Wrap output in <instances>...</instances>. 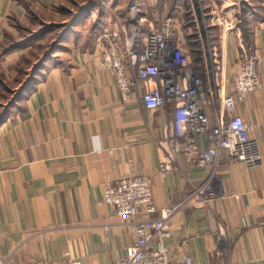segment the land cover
<instances>
[{"label":"crops","instance_id":"obj_1","mask_svg":"<svg viewBox=\"0 0 264 264\" xmlns=\"http://www.w3.org/2000/svg\"><path fill=\"white\" fill-rule=\"evenodd\" d=\"M221 16L228 22L217 24ZM168 17L177 20L176 40L197 66L215 125L243 49L256 50L264 83V0H0V264H112L134 237L112 206L99 204L105 185L147 175L156 206L166 208L206 179L209 170L185 154L169 156L171 108L147 110L144 86L135 83L142 39ZM108 28L120 32L133 83L126 102L99 66L98 38ZM49 38L55 49L12 106L7 93ZM15 42L22 46L4 52ZM22 60L29 65L20 70ZM236 112L250 126L261 162L223 167L224 195L173 218L165 241L172 261L189 255L194 264H264V90ZM198 144L207 146V138Z\"/></svg>","mask_w":264,"mask_h":264},{"label":"built area","instance_id":"obj_2","mask_svg":"<svg viewBox=\"0 0 264 264\" xmlns=\"http://www.w3.org/2000/svg\"><path fill=\"white\" fill-rule=\"evenodd\" d=\"M95 16L96 10H91L88 19ZM225 19L221 16L216 23L222 25L228 22ZM227 25L233 28L234 22ZM177 30V20L168 17L144 36L136 57L135 83L144 86L141 100L147 110L171 108L164 139L169 156L185 154L190 164L207 168L209 174L190 194L166 208L156 206L147 175L126 176L105 185L99 204L112 206L119 224L127 226L134 237L128 254L112 264H194L189 255L177 261L169 259L165 241L171 236V221L188 209L224 195V181L219 174L223 167L234 162L254 167L261 162L258 143L250 137L251 128L236 112L251 93L264 90V83L258 77L256 50L243 49L232 91L221 98L223 116L212 125L204 110L205 88L196 65L176 40ZM127 45L130 48L131 44ZM98 46L101 70L111 74L121 100L128 101L133 83L127 74L120 32L114 28L104 30L98 38ZM131 50L133 52V45ZM202 136L207 138L205 147L198 144ZM222 152L227 154L225 160ZM169 168L167 162L160 166L161 171ZM1 263L10 264L8 259ZM70 264L80 263L72 261Z\"/></svg>","mask_w":264,"mask_h":264},{"label":"rangeland","instance_id":"obj_3","mask_svg":"<svg viewBox=\"0 0 264 264\" xmlns=\"http://www.w3.org/2000/svg\"><path fill=\"white\" fill-rule=\"evenodd\" d=\"M53 36H54V33H53ZM53 36H52V38H53ZM49 41H50V38L48 40H46L45 42H42L43 44L41 45V47H40L41 49L40 50L38 48L34 49V53H32V55L36 57V60H37L36 63H35L36 65L34 64V66L30 68V71H26L24 74L22 73L21 74L22 77L20 75V77H21L20 86L16 90H14V91H12L10 93H7L6 99L7 100L9 99V101H10L9 103L12 106L15 105L16 102L19 101V99H22V97L24 95V91H21L22 84H25L26 82L29 83L32 80L34 74L37 73V69L36 68H38V66L41 64L42 59L45 58V57H50V55L52 54L51 53L52 50L55 49V47H56L55 43L54 42L51 43ZM46 49L49 50L50 52L49 51L45 52V51H47ZM20 65H21L20 66V70L21 69H25V67L29 65V62L24 64V62L22 60L20 62ZM28 85L29 84H27V88H28ZM14 87H17V86H14Z\"/></svg>","mask_w":264,"mask_h":264},{"label":"trees","instance_id":"obj_4","mask_svg":"<svg viewBox=\"0 0 264 264\" xmlns=\"http://www.w3.org/2000/svg\"><path fill=\"white\" fill-rule=\"evenodd\" d=\"M192 36L194 37V39H196L198 37L197 34H193ZM31 38H34V37H31ZM29 40H30L29 38L25 39L24 43L28 42ZM20 46H22V42L21 43L20 42H15L14 44L5 47L4 48V52L10 51V50L15 49V48L20 47ZM192 62L195 63L193 60H192ZM27 84H28L27 82L25 84H22L21 91H25L26 90Z\"/></svg>","mask_w":264,"mask_h":264}]
</instances>
